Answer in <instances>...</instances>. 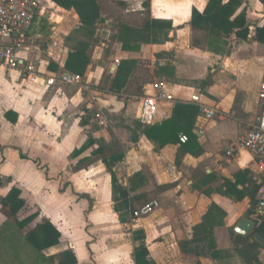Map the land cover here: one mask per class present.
Returning <instances> with one entry per match:
<instances>
[{
	"label": "crops",
	"instance_id": "crops-1",
	"mask_svg": "<svg viewBox=\"0 0 264 264\" xmlns=\"http://www.w3.org/2000/svg\"><path fill=\"white\" fill-rule=\"evenodd\" d=\"M106 1L122 15L99 0L100 19L87 27L73 8L41 0L35 19L49 20L50 33L27 37L29 28L18 46L21 66L0 65V200L17 188L24 201L18 219L33 215L27 228L47 220L60 234L42 253L71 250L77 264H136L138 246L150 264H264L257 224L246 235L234 231L241 218L251 219L264 158L249 149L225 152L263 103L264 42L255 29L264 27V5L242 0L236 13L245 12L247 37L231 34L215 52L193 45L188 23L191 9L202 11L208 0ZM148 15L172 26L155 41L123 49L122 25L140 27ZM73 53L83 58L80 74L66 65ZM63 72L81 76L88 89L44 84ZM159 88L171 99L160 100L152 123H144L142 101ZM91 96L113 99L116 110L101 115ZM200 104L214 110L212 118ZM166 120L179 137L159 145L144 129ZM107 146L122 155L112 171L125 201L115 199L111 174L95 153ZM131 204L151 210L136 218ZM5 220L0 211V227Z\"/></svg>",
	"mask_w": 264,
	"mask_h": 264
},
{
	"label": "trees",
	"instance_id": "trees-1",
	"mask_svg": "<svg viewBox=\"0 0 264 264\" xmlns=\"http://www.w3.org/2000/svg\"><path fill=\"white\" fill-rule=\"evenodd\" d=\"M55 4L65 9L73 8L78 14L80 22L87 27L93 26L99 19L101 13V5L99 0H51ZM118 3L121 0H115ZM264 5V0H260ZM242 4V0H208L205 8L199 11L196 8L191 9L190 19L188 21L191 30L193 31L192 43L193 45L204 48L205 45L210 50L219 52V43L225 42L224 38L234 34L239 38H246L248 34V24L245 17L244 10L236 13L237 8ZM171 22L163 19L151 18L149 15L145 17L140 27L134 28L127 25H122L119 33V41L122 42L123 49L138 48L140 42H150L156 40V34L159 30L169 29ZM123 37L124 39L122 40ZM255 39L259 42H264V27H256ZM137 44H134V43ZM204 44V45H203ZM67 67L76 73H82L83 58L79 53H73L67 62ZM117 78V84L118 82ZM178 129L173 123V120H166L160 124L154 123L144 129L145 135L157 141L159 145H164L170 139L179 137ZM92 141L89 139L88 144ZM87 144V145H88ZM86 145L82 146L73 152V155H78ZM95 153L100 154L101 160L105 163L107 169L111 174V184L113 192L116 194L115 199L119 201L127 200V191L117 184V179L112 171V166L120 161L122 155L115 150H110L107 147H98ZM118 154V155H117ZM1 184V178H0ZM20 191L12 187L7 195L0 200V211L6 217L5 222L0 227L3 231V238L8 237L9 233L14 235H21L20 230L24 228L33 218L29 215L23 219H18V213L24 205V201L19 198ZM118 195V196H117ZM127 207H129L127 205ZM141 207V206H140ZM139 207L135 208L131 204V210L137 211ZM118 211V208H117ZM255 232L264 235V228L257 225ZM59 232L54 226L46 221L37 224L33 229L23 235L25 242L34 252L37 261L44 264L56 262V264H77L74 253L71 250H64L55 256H45L42 250L58 243ZM264 237V236H263ZM142 239V236L140 237ZM258 244V243H256ZM147 252L142 246L135 249L136 264H150L146 258ZM256 264H261L256 262Z\"/></svg>",
	"mask_w": 264,
	"mask_h": 264
},
{
	"label": "built area",
	"instance_id": "built-area-1",
	"mask_svg": "<svg viewBox=\"0 0 264 264\" xmlns=\"http://www.w3.org/2000/svg\"><path fill=\"white\" fill-rule=\"evenodd\" d=\"M41 0H0V65L8 68H18L21 66V59L18 57V46L23 42L25 33L31 27L38 13ZM22 70L32 71V67L23 66ZM55 83L81 86L82 78L78 74L63 72L59 76L49 77L44 80V84L51 86ZM263 103L260 106L259 114L250 128L238 135L226 147L227 155H232L241 149H249L257 156L264 158V91L259 94ZM99 105L100 114L104 111L113 112L116 104L113 99H102L91 96ZM194 102H198V97H192ZM171 99L170 95L163 92L161 88L153 96L144 98L141 104L139 118L144 123H152L156 114L157 105L160 100ZM201 110L207 118H212L214 110L200 104ZM106 109V110H105ZM180 141H187L186 135L180 136ZM151 210L150 205H145L139 213L145 214ZM138 214V213H136ZM251 219L257 225L264 226V181L258 190V198L251 213Z\"/></svg>",
	"mask_w": 264,
	"mask_h": 264
},
{
	"label": "rangeland",
	"instance_id": "rangeland-1",
	"mask_svg": "<svg viewBox=\"0 0 264 264\" xmlns=\"http://www.w3.org/2000/svg\"><path fill=\"white\" fill-rule=\"evenodd\" d=\"M100 2L103 4L105 9H108V11L112 12L113 14L119 16L122 15L119 12L120 11L119 7H117V5H115L114 3L112 4V2L106 0H100ZM45 4L46 2L43 1L41 5H45ZM48 26H49V20L37 17L34 20L33 24L31 25L30 29L28 30L27 37L39 35L41 36V38H43L45 36H48V34L50 33L48 32L49 29ZM38 44L40 45L41 43ZM0 76L1 78H3V72H1ZM116 122L119 121L116 120ZM142 208L143 206L139 207L138 210L134 213V216L136 218L139 215H144L142 213H139ZM34 223H31L29 226L26 225L24 227L23 233L25 234L28 231V229H30L27 227L32 226ZM2 234L3 231L0 230V264H44L41 261L36 260L34 252L30 249L29 245L25 242L23 237L17 234L14 235V233L11 234L9 233V235H7L8 237L3 238ZM48 264H56V262L53 261Z\"/></svg>",
	"mask_w": 264,
	"mask_h": 264
},
{
	"label": "water",
	"instance_id": "water-1",
	"mask_svg": "<svg viewBox=\"0 0 264 264\" xmlns=\"http://www.w3.org/2000/svg\"><path fill=\"white\" fill-rule=\"evenodd\" d=\"M113 67V66H112ZM255 227V222L248 218L243 217L240 221L235 225L234 231L240 235H246ZM253 237L256 241L264 247V237L259 232H254Z\"/></svg>",
	"mask_w": 264,
	"mask_h": 264
},
{
	"label": "bare ground",
	"instance_id": "bare-ground-1",
	"mask_svg": "<svg viewBox=\"0 0 264 264\" xmlns=\"http://www.w3.org/2000/svg\"><path fill=\"white\" fill-rule=\"evenodd\" d=\"M56 20L59 22L61 20V18L60 17H56Z\"/></svg>",
	"mask_w": 264,
	"mask_h": 264
}]
</instances>
